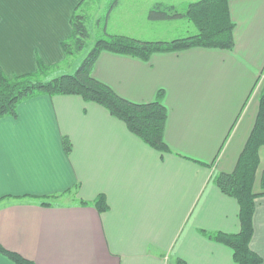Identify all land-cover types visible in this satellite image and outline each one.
<instances>
[{
  "label": "crops",
  "instance_id": "1",
  "mask_svg": "<svg viewBox=\"0 0 264 264\" xmlns=\"http://www.w3.org/2000/svg\"><path fill=\"white\" fill-rule=\"evenodd\" d=\"M81 1L0 0L6 74L35 72L39 57L47 65L66 59L61 44ZM142 1L177 8L200 0ZM229 10L233 50L155 53L147 62L102 52L93 67L94 78L131 102L151 103L164 92L171 153L162 155L79 96L35 97L19 105L16 118L0 119L2 247L36 264H236L229 247L202 231H240L239 204L214 179L235 170L259 112L264 0H230ZM64 138L73 145L69 155ZM263 173L264 147L256 193ZM60 194L72 197L56 207L32 199ZM101 194L105 213L78 203ZM254 228L251 249L264 264V197L256 201ZM0 264L15 263L0 254Z\"/></svg>",
  "mask_w": 264,
  "mask_h": 264
},
{
  "label": "trees",
  "instance_id": "2",
  "mask_svg": "<svg viewBox=\"0 0 264 264\" xmlns=\"http://www.w3.org/2000/svg\"><path fill=\"white\" fill-rule=\"evenodd\" d=\"M84 1L79 3L71 18V36L61 44L67 58L80 53L89 37L85 16L77 13ZM118 1L115 2L116 6L119 4ZM229 1L200 0L190 3L185 14L177 13L174 6L155 4L150 10L151 21L186 18L197 27L198 32L186 38L156 42L108 34L106 38L95 43L74 74H63L43 81L41 77L46 76L53 66L46 65L40 57L37 60L38 69L33 73L8 76L0 64V119L16 118L19 105L35 97L79 96L87 102L105 107L113 117L122 121L131 133L162 155L171 153L172 150L165 141L168 110L163 104L164 92L160 91L157 99L151 103L131 102L94 78L93 67L102 52L132 56L147 62L155 53L181 52L192 48L233 50L235 23L231 18ZM262 147H264V90L260 98L255 126L235 170L232 173H220L214 179L215 185L221 192L234 198L239 204L240 231L238 233L202 231L207 238L229 247L233 251L236 264H263V258L251 249L255 232L256 201L264 197V173L261 182L262 192H255ZM64 148L69 155L73 145L68 138H64ZM66 193L71 191L68 190ZM63 195L32 197V199L43 207H56L62 205L58 200ZM78 203L85 207H95L100 214L109 210L107 198L103 194L91 202L79 200ZM0 254L15 264H36L1 245Z\"/></svg>",
  "mask_w": 264,
  "mask_h": 264
},
{
  "label": "rangeland",
  "instance_id": "3",
  "mask_svg": "<svg viewBox=\"0 0 264 264\" xmlns=\"http://www.w3.org/2000/svg\"><path fill=\"white\" fill-rule=\"evenodd\" d=\"M115 2L116 0H85L83 2L77 13L85 16V24L89 32L85 48L71 58L66 57L60 63L48 65L53 67L46 76L41 77L43 81L63 74H74L95 43L106 38L108 34L125 35L141 41L156 42L163 41V39L173 41L186 38L198 32L197 27L186 18L175 21H151L149 15L153 6H148L142 0H119L120 7H117ZM188 5L180 4L176 12L185 14ZM71 197L66 195L61 197L60 201L65 202Z\"/></svg>",
  "mask_w": 264,
  "mask_h": 264
}]
</instances>
